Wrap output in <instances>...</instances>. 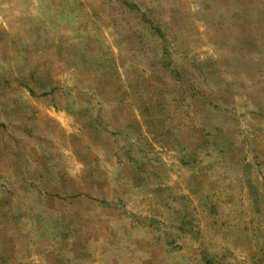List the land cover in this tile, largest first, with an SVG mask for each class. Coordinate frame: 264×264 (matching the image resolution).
<instances>
[{
  "label": "rangeland",
  "instance_id": "rangeland-1",
  "mask_svg": "<svg viewBox=\"0 0 264 264\" xmlns=\"http://www.w3.org/2000/svg\"><path fill=\"white\" fill-rule=\"evenodd\" d=\"M0 264H264V0H0Z\"/></svg>",
  "mask_w": 264,
  "mask_h": 264
}]
</instances>
